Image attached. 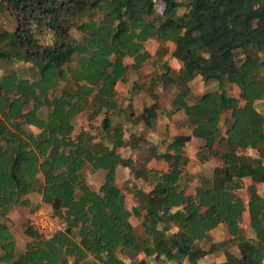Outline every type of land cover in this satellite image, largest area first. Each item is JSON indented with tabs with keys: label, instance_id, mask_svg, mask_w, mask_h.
<instances>
[{
	"label": "trees",
	"instance_id": "16d2710c",
	"mask_svg": "<svg viewBox=\"0 0 264 264\" xmlns=\"http://www.w3.org/2000/svg\"><path fill=\"white\" fill-rule=\"evenodd\" d=\"M161 1L162 13L155 0H0V12L16 24L0 31V67L23 62L35 70V77L16 68L0 75V216L16 206L33 215L38 205L30 196L37 193L67 223L66 231L45 239L32 228L31 215L26 232L32 240L17 254L11 227L0 221V264H71V258L77 264H149L148 258L202 264L218 251L234 255V245L237 264H264V195L257 187L264 183V114L257 107L264 99V0ZM93 11L100 12L97 19H83ZM152 37L160 41L154 54L145 47ZM168 53L179 68L165 63L161 74L177 90L166 112L182 109L192 132L175 135L164 152L151 145L167 168L149 170L148 182L134 188L137 203L130 209L117 180L118 167L134 168V160L119 152L126 140L112 118L119 108L116 87L130 69ZM202 72L216 85L194 97L190 84ZM228 84L239 87L238 97ZM89 106L90 119L104 113L102 136L76 131L77 116ZM193 137L203 141L198 160L219 163L188 193L185 146ZM247 150L258 155L243 161ZM88 164L105 171L98 189L82 175ZM220 225L229 235L214 240ZM243 251L252 255L245 258Z\"/></svg>",
	"mask_w": 264,
	"mask_h": 264
},
{
	"label": "rangeland",
	"instance_id": "374dc122",
	"mask_svg": "<svg viewBox=\"0 0 264 264\" xmlns=\"http://www.w3.org/2000/svg\"><path fill=\"white\" fill-rule=\"evenodd\" d=\"M156 10L158 13H162L164 10V3L161 0H155ZM185 9H180L178 11L179 15ZM99 11H93L90 15L85 16L84 20H89L91 18L97 19L99 16ZM183 22L188 24H193L192 20L181 19ZM256 25L260 26L258 22ZM16 27L14 19L7 12H0V31L4 29H13ZM264 29V26H260ZM78 31L73 29L72 35L77 36ZM160 41L156 37H152L145 43V47L151 53H155L159 48ZM174 45L170 44V48L173 49ZM127 63L133 62L132 58H126ZM165 63L172 68L178 69L179 62L177 59L173 58L170 53L164 55L161 58L156 55L151 61H147L143 68L139 71L130 69L127 72L126 79L120 81L117 84V100L119 103L118 110L112 113L113 123L120 124L125 129V140L126 145L119 149V152L124 157H131L134 160V168L119 166L117 169V180L122 188V192L126 196V204L128 208H132L137 203V198L134 193L135 186H144L148 182L146 174L149 173L150 169H157L159 171L166 170L167 164L164 160H158L153 157L151 150V145H155L159 152H164L166 146L171 142L175 135L178 134H191L192 128L188 125L186 121V115L182 109H177L171 116L166 112L169 109V104L174 95L176 94V88L171 84L163 81L161 74L166 72ZM32 64L18 62L14 63L12 66H6L3 64L0 67V75L10 68H16L22 76L24 77H35L33 73L34 67L31 68ZM262 74L264 76V66L262 67ZM153 78L155 81H153ZM64 83H62L63 85ZM191 92L194 97L213 89L216 85V81L213 80L211 75L207 72H202L197 79H195L191 84ZM228 92L230 95L235 97L239 96L240 89L235 84H228ZM153 95H157L156 99ZM148 109L145 110V108ZM257 107L264 114V99L257 102ZM165 108V111H162ZM47 107H43L40 111L41 116H46L48 112ZM92 107L89 106L85 111L80 113L75 121L76 131L81 128H86L91 134L96 136H102V119L104 113H100L97 117L90 119L89 113ZM143 113L142 118H138ZM230 116V113H226L222 120L223 132L226 130V119ZM142 137V139H139ZM135 143L133 144V142ZM203 141L193 137L192 140L186 144V154L190 157L191 162L186 168L187 174L183 178L182 183L188 193L194 191V187L200 182L202 176L211 177L214 166H216L219 161L215 158H210L208 161L202 163L197 158V153ZM258 153L255 150H247L246 155L242 157L243 161L250 160ZM82 175L85 176L88 183L94 188L98 189L105 179V171H93L90 164L82 169ZM187 176L190 179H187ZM151 178V177H150ZM250 180L244 181V190L242 194L247 198L248 191L245 190L249 185ZM258 191L264 194V183L258 185ZM247 195V196H246ZM38 209L40 207L50 208V205L44 202H36ZM32 213L30 209L26 207L16 206L14 207L8 216L1 217L0 221L7 223L14 234L16 240V251L17 254L22 253L26 247L27 243L32 240V238L27 234L26 229L28 227V220L30 219ZM135 230L138 234H143V229L141 227L139 219L136 217L131 218ZM249 226V214L245 212L244 221L242 223V228L247 232ZM249 231V230H248ZM225 230L213 231L214 240L226 239ZM204 247L209 246V242H202ZM230 252L235 256H240V252L237 246H231ZM234 255H226L224 251H218L209 254L200 259L202 264H237V257ZM140 255L139 258H143ZM149 264H175L174 261H163L158 262L154 258H148ZM126 262L129 263L130 260L125 258ZM71 264H77L74 260L70 259Z\"/></svg>",
	"mask_w": 264,
	"mask_h": 264
},
{
	"label": "built area",
	"instance_id": "2783aa9c",
	"mask_svg": "<svg viewBox=\"0 0 264 264\" xmlns=\"http://www.w3.org/2000/svg\"><path fill=\"white\" fill-rule=\"evenodd\" d=\"M32 228L45 239L52 238L55 234L66 231L67 223L47 207H40L31 218Z\"/></svg>",
	"mask_w": 264,
	"mask_h": 264
},
{
	"label": "crops",
	"instance_id": "0c3cea01",
	"mask_svg": "<svg viewBox=\"0 0 264 264\" xmlns=\"http://www.w3.org/2000/svg\"><path fill=\"white\" fill-rule=\"evenodd\" d=\"M255 157V156H254ZM260 184H263V183H258V185H260ZM258 185H257V187H258ZM262 195H264V194H262ZM30 199H31V201H32V203H36V202H38V201H40V202H42V197H41V195H39V194H37V193H35V194H32L31 196H30ZM249 221H250V215H249ZM220 230L222 229V230H227V228H226V226L225 225H220ZM227 235V236H226ZM228 235H229V233L228 232H226L225 233V236H226V238L228 237ZM242 254H243V256L245 257V258H249L252 254H251V252L250 251H243L242 252Z\"/></svg>",
	"mask_w": 264,
	"mask_h": 264
}]
</instances>
